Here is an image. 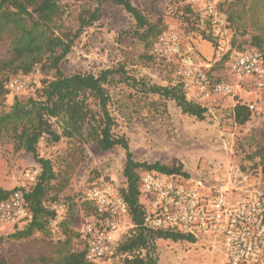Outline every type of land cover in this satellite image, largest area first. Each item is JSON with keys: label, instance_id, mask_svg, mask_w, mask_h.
I'll return each mask as SVG.
<instances>
[{"label": "rangeland", "instance_id": "1", "mask_svg": "<svg viewBox=\"0 0 264 264\" xmlns=\"http://www.w3.org/2000/svg\"><path fill=\"white\" fill-rule=\"evenodd\" d=\"M186 0H133L151 21L161 19L163 32L177 33L183 42L196 47L198 62L205 63L213 55L214 45L199 46V37H189L188 25L182 17ZM236 23L232 27V46L238 50L254 48L251 37L263 33L264 0H242L234 7ZM135 20L121 7L105 3L101 6L99 19L86 27L75 40L70 53L61 63L66 75L77 72L98 74L106 68L123 66L132 76L149 79L160 84L182 81L179 63L173 57L161 58L154 53V39L142 41L135 33ZM77 26V23H74ZM0 54H9V45L0 42ZM213 71L237 85L232 94L214 100L201 101L193 88L187 86L189 98L205 107L204 120L185 114L173 101L160 99L157 95L142 94L123 82L109 86L110 111L116 119L114 132L129 140L136 161L183 165V171L191 176L214 175L222 177L233 174L237 179L247 177L264 197V175L260 158L254 156L264 144V89L257 88L250 78L239 80L226 74L224 65H215ZM217 78V79H220ZM28 94H20L26 97ZM13 96H7L4 107L9 108ZM254 105L251 119L244 125L234 120V107L238 103ZM39 153L49 158L56 169L68 168L71 178L68 187L60 194V202L66 205L60 218L70 220V228L79 233L84 221L92 212L86 200L90 186L96 181H107L122 188L126 185L124 165L125 151L115 147L103 151L97 144L86 142L78 145L63 139L58 143L42 140ZM38 167L32 154L15 151L14 145L0 142V189L11 191L27 186L28 170ZM142 173V170L139 169ZM185 177V176H184ZM193 177V178H194ZM146 209H153L150 197L142 195ZM27 220L6 222L0 220V237H6L25 227ZM49 237L37 233L21 241L3 242L0 254L6 258L13 255L27 264H55V244L64 239L57 227ZM159 264H223L224 248L213 243L212 237L194 242L159 239L156 242ZM74 248L81 247L80 238L72 239Z\"/></svg>", "mask_w": 264, "mask_h": 264}, {"label": "trees", "instance_id": "2", "mask_svg": "<svg viewBox=\"0 0 264 264\" xmlns=\"http://www.w3.org/2000/svg\"><path fill=\"white\" fill-rule=\"evenodd\" d=\"M241 2L232 0L218 4L227 15L231 28L236 23L234 7ZM105 3L117 5L131 14L136 24L134 34L142 41L154 39L155 43L165 29L161 19L149 20L133 0H0V42L6 41L9 45L8 56L0 54V142H11L15 151L32 154L39 169L36 180L27 186L11 191L0 189V201L10 197L14 191L22 190L31 216L24 228L0 237V250L3 242L29 239L37 233L47 238L56 232L53 228L57 227L64 239L55 244V264H93L86 260L83 241L80 234L69 227L70 220L65 217L55 223L58 213L52 205L60 202V194L68 187L72 175L68 168L56 169L51 159L42 157L39 144L42 140L58 143L63 139L78 145L93 142L103 151L117 146L125 151L123 173L127 181L120 191L128 203L134 227L131 235L125 236L120 244L119 253L125 255L121 264H159L156 255L159 239L195 241L194 237L179 232L154 230L146 226L148 210L140 200L142 174L146 171L185 177L188 174L180 163L165 165L134 159L127 137L114 132L117 123L110 111L109 86L116 82L118 76V81L137 92L173 101L183 113L200 120H204L207 107L189 98L183 80L160 84L132 76L123 66L106 68L98 74L77 72L66 75L61 69V63L72 50L75 40L86 27L99 19L101 6ZM182 11L190 31L188 36L199 37L214 45L210 27L201 26L195 8L185 2ZM74 23H77L76 27ZM251 44L264 57V32L252 35ZM36 66L41 68L40 86L26 97L15 96L9 108H5L6 81L13 76L28 75ZM233 116L237 124L244 125L251 119L252 111L247 104L238 102ZM254 156L260 158L264 175V144L258 147ZM75 236L80 238L79 248L72 246ZM0 264L27 262L20 261L15 255L6 258L0 254Z\"/></svg>", "mask_w": 264, "mask_h": 264}, {"label": "built area", "instance_id": "3", "mask_svg": "<svg viewBox=\"0 0 264 264\" xmlns=\"http://www.w3.org/2000/svg\"><path fill=\"white\" fill-rule=\"evenodd\" d=\"M223 1L232 0H186L199 14L201 26L210 27L215 43L207 62H198L195 45L183 42L177 33L163 32L155 43V55L176 59L180 76L201 101L236 90L237 85L213 71L219 63L228 76L250 78L257 88L264 89V57L256 48L238 50L232 46L230 22L218 7ZM41 78L39 66L28 75L11 77L4 85L7 96L34 93ZM249 108L254 109V105ZM38 172V167L28 170L30 183ZM140 190L152 201L153 209L148 210L146 220L150 229L179 232L195 240L212 237L213 243L224 248L223 264H264V197L247 177L237 179L229 173L222 177L211 174L188 178L146 171ZM86 200L92 212L79 229L86 260L93 264H121L125 255L119 253L120 244L131 235L134 225L120 188L112 182L96 181L88 189ZM65 208L62 202L52 205L58 213L55 223ZM30 217L22 190L0 201V220L19 222Z\"/></svg>", "mask_w": 264, "mask_h": 264}, {"label": "crops", "instance_id": "4", "mask_svg": "<svg viewBox=\"0 0 264 264\" xmlns=\"http://www.w3.org/2000/svg\"><path fill=\"white\" fill-rule=\"evenodd\" d=\"M206 42H207V43H211V42H209V41H206V40L204 41V40H202L201 42H199V46L202 47L203 49H205V43H206ZM211 44H212V43H211ZM202 176H203V175H201V176L198 175V177H197V176H196V177L191 176V177H194V178H201Z\"/></svg>", "mask_w": 264, "mask_h": 264}]
</instances>
